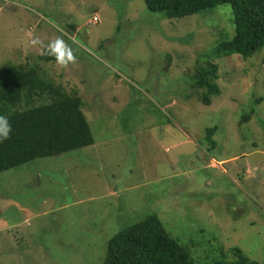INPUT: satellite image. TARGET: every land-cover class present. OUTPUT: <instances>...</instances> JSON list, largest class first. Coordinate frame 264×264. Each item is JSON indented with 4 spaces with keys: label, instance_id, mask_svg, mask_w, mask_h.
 Masks as SVG:
<instances>
[{
    "label": "rangeland",
    "instance_id": "rangeland-1",
    "mask_svg": "<svg viewBox=\"0 0 264 264\" xmlns=\"http://www.w3.org/2000/svg\"><path fill=\"white\" fill-rule=\"evenodd\" d=\"M233 32L229 3L170 19L145 0H0V68L77 93L95 138L0 172V264H105L109 239L149 215L197 260L239 247L264 264V47L214 59L210 105L181 79ZM57 38L64 66L42 58Z\"/></svg>",
    "mask_w": 264,
    "mask_h": 264
},
{
    "label": "trees",
    "instance_id": "trees-1",
    "mask_svg": "<svg viewBox=\"0 0 264 264\" xmlns=\"http://www.w3.org/2000/svg\"><path fill=\"white\" fill-rule=\"evenodd\" d=\"M145 2L149 10L163 12L170 19L194 15L224 3L232 6V36L219 40L202 54L205 63L198 61L193 74L181 77L195 91L201 89L205 105H210L212 97L222 92L218 83L220 65L214 59L233 54L248 58L264 47V0ZM42 58L54 59V56ZM44 97L46 102L29 105L34 99ZM83 105L81 96L55 85L35 66L12 63L0 68V115L7 116L12 127L9 138L0 143V172L93 144L95 138ZM217 131V126L207 129V141L212 146ZM230 250L234 254L232 258L222 253L220 258L213 260H197L190 249L172 236L157 215H149L109 239L105 264H262L248 257L239 247Z\"/></svg>",
    "mask_w": 264,
    "mask_h": 264
},
{
    "label": "clouds",
    "instance_id": "clouds-1",
    "mask_svg": "<svg viewBox=\"0 0 264 264\" xmlns=\"http://www.w3.org/2000/svg\"><path fill=\"white\" fill-rule=\"evenodd\" d=\"M33 44H38L39 40H33ZM47 54L54 56L56 62L64 66L68 62L74 60L71 49H69L63 40L57 38L54 41H51L47 47ZM12 131L11 124L9 123L8 117L0 115V143L9 138V134Z\"/></svg>",
    "mask_w": 264,
    "mask_h": 264
},
{
    "label": "built area",
    "instance_id": "built-area-1",
    "mask_svg": "<svg viewBox=\"0 0 264 264\" xmlns=\"http://www.w3.org/2000/svg\"><path fill=\"white\" fill-rule=\"evenodd\" d=\"M94 19H95V21H97V18L96 17Z\"/></svg>",
    "mask_w": 264,
    "mask_h": 264
}]
</instances>
